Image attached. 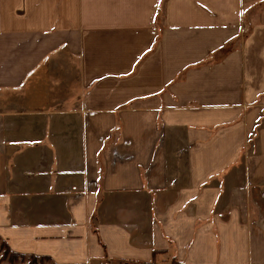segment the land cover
<instances>
[{
  "label": "crops",
  "instance_id": "obj_1",
  "mask_svg": "<svg viewBox=\"0 0 264 264\" xmlns=\"http://www.w3.org/2000/svg\"><path fill=\"white\" fill-rule=\"evenodd\" d=\"M0 238L264 264V0H0Z\"/></svg>",
  "mask_w": 264,
  "mask_h": 264
},
{
  "label": "rangeland",
  "instance_id": "obj_2",
  "mask_svg": "<svg viewBox=\"0 0 264 264\" xmlns=\"http://www.w3.org/2000/svg\"><path fill=\"white\" fill-rule=\"evenodd\" d=\"M6 246L8 245L0 238V264H13L10 262V260L4 258L7 248L9 249V247ZM175 256L177 255H174L172 251L168 253H161L156 257L154 255L153 259L149 262H139V261L122 260V259H109L108 257H105V261H103V263L101 264H174L173 261H175L174 259ZM176 259H178L181 263H183L178 256ZM14 264H55V263L52 260H41L39 258L32 259L31 256H27L24 259H17V261Z\"/></svg>",
  "mask_w": 264,
  "mask_h": 264
},
{
  "label": "trees",
  "instance_id": "obj_3",
  "mask_svg": "<svg viewBox=\"0 0 264 264\" xmlns=\"http://www.w3.org/2000/svg\"><path fill=\"white\" fill-rule=\"evenodd\" d=\"M232 50H233V47H231L230 44L226 45L224 48H222L221 50H219L218 52H215L213 54L211 62L213 63V62H218V61L222 60ZM6 247H8V246H6ZM161 253H168V251L155 252L154 255L156 257L157 255H159ZM174 255H176V254H174ZM25 257H27V255L14 253V252H12L10 250V248L9 249L7 248L6 254L4 256L5 259L10 260V262L13 263V264L17 261V259H24ZM31 258L32 259H38L39 258L41 260H51L49 257H35V256H31ZM176 258H177V256L174 257V259H175V261H173L174 264H183Z\"/></svg>",
  "mask_w": 264,
  "mask_h": 264
}]
</instances>
